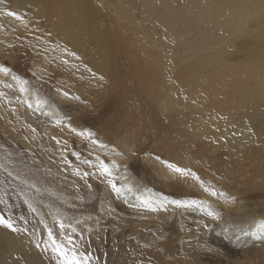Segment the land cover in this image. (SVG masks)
Listing matches in <instances>:
<instances>
[{
  "label": "rangeland",
  "instance_id": "rangeland-1",
  "mask_svg": "<svg viewBox=\"0 0 264 264\" xmlns=\"http://www.w3.org/2000/svg\"><path fill=\"white\" fill-rule=\"evenodd\" d=\"M38 14L0 0V213L19 229L0 225V264H60L48 229L91 264H264V190L157 138L121 143V96L48 56L60 49ZM247 128L243 150L264 141V107ZM222 132L215 152L236 163L243 131Z\"/></svg>",
  "mask_w": 264,
  "mask_h": 264
},
{
  "label": "bare ground",
  "instance_id": "bare-ground-1",
  "mask_svg": "<svg viewBox=\"0 0 264 264\" xmlns=\"http://www.w3.org/2000/svg\"><path fill=\"white\" fill-rule=\"evenodd\" d=\"M11 1L49 24L60 50L48 56L87 67L84 89L121 96V143L157 138L169 155L211 159L242 190H264V141L243 150L264 107V0ZM240 130L229 163L215 149L221 131Z\"/></svg>",
  "mask_w": 264,
  "mask_h": 264
},
{
  "label": "snow or ice",
  "instance_id": "snow-or-ice-1",
  "mask_svg": "<svg viewBox=\"0 0 264 264\" xmlns=\"http://www.w3.org/2000/svg\"><path fill=\"white\" fill-rule=\"evenodd\" d=\"M177 171H180V169H177ZM112 187L115 188V185L113 184ZM0 225L12 231H19L15 224L10 219H7L3 213H0ZM58 227L60 230H65L63 222H59ZM67 239L73 245L71 255L65 251V245L57 241L56 234L53 233L52 229H48V240L51 242L52 251L57 253L60 258V264H91L90 256L86 252L75 249V241L73 238L68 237Z\"/></svg>",
  "mask_w": 264,
  "mask_h": 264
}]
</instances>
